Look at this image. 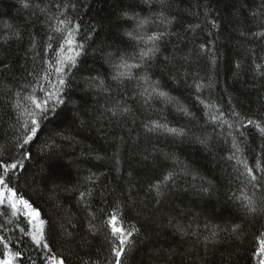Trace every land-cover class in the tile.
Returning a JSON list of instances; mask_svg holds the SVG:
<instances>
[{
    "label": "trees",
    "instance_id": "trees-1",
    "mask_svg": "<svg viewBox=\"0 0 264 264\" xmlns=\"http://www.w3.org/2000/svg\"><path fill=\"white\" fill-rule=\"evenodd\" d=\"M24 2L29 3L30 7H24L22 0H0V149H13L17 137L24 134L22 125L28 119L24 109L32 107L24 98L36 86L37 78L48 68L47 61L55 55L47 48L48 35H55L51 33L48 24H56V20L49 21V17L58 15L63 9H56L54 4H76V8L69 9L67 15L81 23V36L77 39L85 43L86 54L79 58L78 68L68 70L69 74L65 78L67 87L62 94L65 103L55 107L47 119L42 121L37 137L26 146L32 159L25 161L28 175L18 184L20 189H27L26 198H33L42 213H47L45 218L51 217L49 223L56 224L57 235L53 251L67 257L71 264H95L97 260L100 264H105L106 260L112 259L104 235L88 234L87 214L76 203L78 193L63 190V182L67 180L70 181L67 184L68 189L92 187L90 211L97 212L101 219L104 216L98 210L103 209L107 213L111 210L109 205L113 201L118 200L128 205L124 208V223L126 226L134 225L140 231L139 236L134 237V247L127 259L123 260V264H257L253 255L258 246L255 237L259 235L258 229L264 230V222L251 226L245 224L246 234L242 239H226L207 250L200 240L195 237H181L173 227L176 222L192 224L193 228L199 226L201 230L204 224L221 227L232 223L244 224L243 219H236L240 213L231 199L232 192L239 194L241 185L236 182L235 173L232 172L231 164L234 162L226 159L229 144L221 136V132L226 136V130H214V126L206 122L207 117L197 110L201 106L197 104L193 107V103L186 99L190 96L189 88L182 86L179 91L174 90V83L167 79L168 74H175L170 66L165 67L164 75H153L152 78L160 79L161 84L166 85L165 91L178 97L183 105L195 112L197 119L194 121L174 112L171 105L155 100L151 107L134 103L133 96L138 91L134 82L117 88L115 82L111 81L113 69L104 63L97 49L107 48L114 52L115 47H123L121 41L127 39L123 32L130 28L122 25L119 20L121 8L123 5L136 3L137 0H123V4L121 0ZM37 4L39 7H36ZM260 6L261 0H255L240 21H236L231 15L234 11L231 0H173L171 9L165 10L164 14L176 17L179 24L174 23L171 31L179 33L183 39L178 41L176 37H172L167 49L161 46L164 55H171L174 49H183L177 52L178 55H183L194 43L214 39L217 56L214 68L207 60L201 59L191 67L178 68V71H198L201 77H205V83L208 82L207 77L214 78L215 87L205 90L204 97L214 101L225 112L230 105H235L237 111L254 118L264 114V77H257L252 71V65L260 63V58L264 57V41L251 36L252 32L260 29L248 13L258 10ZM44 8L48 11H41ZM135 11L142 17H150L161 10L155 4L151 8L140 4ZM210 19H216L220 25L218 39L216 35L207 36L210 29L205 24ZM189 24H200L201 27L195 33L185 32ZM6 25L18 31L20 39L10 38L4 43L5 37H12V31ZM93 25L96 32L92 39L82 40L83 33L91 31ZM241 32L245 36H241ZM57 47V41H53V49ZM140 47L142 46L133 43L121 52V56L129 63L138 62ZM237 62L241 64L240 75L234 76ZM156 63L154 71L158 72L161 60L158 58ZM133 71L139 74L138 70ZM95 77H99L110 87V94L98 93L95 88L89 87L87 82ZM50 78L56 83L55 74ZM191 82L189 79L188 84ZM39 84L45 90H51L47 81L40 79ZM17 93H20V97H17ZM36 95L42 99L45 93L37 88ZM17 99L21 100V109L15 106ZM135 99L138 101L139 97ZM116 100L126 101L133 109V115L126 120L120 118V123H112L110 113L105 112ZM74 107H79L80 110L75 112ZM150 120H160L169 127L184 128L187 135L172 137L162 132L148 133L143 125ZM196 137L211 138L209 146L205 148L196 143ZM248 137L251 148L258 153V146L262 142L259 136L254 131H249ZM116 152L119 155L114 157ZM4 154L7 155V151ZM17 154L18 150H13V155ZM165 154H174L181 162L180 165L166 160ZM245 154L248 155L247 152ZM97 155L103 158L96 159ZM116 159L120 161L119 172L116 171ZM249 162H252L251 156ZM49 165L62 176L57 181L61 184V188L57 189L59 203L62 205L60 210L55 207L56 201L50 199L52 194L44 182L39 184V195L33 185V174L39 176L41 170ZM184 166L191 175L178 176L175 185L166 190L157 204L153 199L154 193H148L149 186L163 172H180ZM92 173L99 176L94 185L86 180ZM193 177L196 179L193 180ZM202 180L211 181L215 185L214 194L200 192ZM130 193L132 198L128 200ZM64 210L74 217L76 229H69L74 235L78 233L74 242H66L61 235L59 225L64 222ZM0 222H5V218L0 216ZM11 227L10 225L9 231ZM80 237L84 239L81 240ZM20 247L23 245H16L17 249ZM38 252L39 249L26 250L24 255L30 256L39 264L41 257ZM169 253L174 254L169 256ZM20 264H27V260H21Z\"/></svg>",
    "mask_w": 264,
    "mask_h": 264
},
{
    "label": "snow or ice",
    "instance_id": "snow-or-ice-1",
    "mask_svg": "<svg viewBox=\"0 0 264 264\" xmlns=\"http://www.w3.org/2000/svg\"><path fill=\"white\" fill-rule=\"evenodd\" d=\"M24 7H30V4L22 0ZM123 4V0H121ZM173 0H137L136 3L123 5L119 20L122 25H128L130 30H125L123 36L126 40L121 41L123 47H115V51H108L107 48H100L97 51L100 53L101 59L104 63L109 64L113 69L110 75L111 81L115 82L117 88L126 87L127 83L134 82V86L138 91L134 93L133 102L140 103L142 106H153L152 101L160 102L164 105H171L173 111L187 118L190 121L197 119L195 112L183 105L178 97H174L170 92L165 91L166 85L161 84L160 79H153V75L162 76L165 74L164 69L170 66L172 73L168 74L167 79L172 81L175 85L174 90L179 91L180 87L186 86L190 90V96L186 97L193 103V107L197 104L201 111L207 117V123L215 128L226 130L221 132V136L226 144H229L227 161L234 162L231 164L232 172L235 173V180L241 187L236 192L231 193V199L234 201V207L240 213L236 219H243L244 224L232 223L226 227L219 225L204 224L203 230L199 226L193 228L192 224L185 225L180 222L173 224L175 231L181 237H195L200 240L203 247L207 250L209 247H215L226 239L240 240L244 237L245 224L253 225L264 222V114L258 118L242 114L237 111L235 105H230L227 112L217 105L214 101L204 97L205 90L215 87V80L212 77H207V83L204 82L205 77H201L197 71L195 73L185 70L183 73L178 71V68L184 66L191 67L201 59H205L214 68L217 62L216 56V41L208 39L203 43H194L191 48H188L183 55H178V51L183 49H174L171 55H164V49H167L172 37L177 40H182L183 37L171 31L174 23L179 24L176 17H169L164 14L165 10L172 7ZM255 0H231V6L234 11L231 15L236 21H240L241 16L249 8L250 4H254ZM140 4L147 5L149 8L153 4L160 8V12L150 17H142L135 11ZM59 11L58 15L49 17V21L56 20V24H48L51 33L48 35L47 48L52 50L55 55L52 59L47 61L48 68L44 70L43 75L37 78V84L32 87V91L24 98L31 103V109H24L28 119L22 125L24 134L17 137V142L13 149H0V216L5 218V222H0V264H20L21 260L26 259L27 264H37L30 256L25 257L26 250L39 249L38 256L39 264H71L70 260L64 255H58L53 251V244L56 238V224L49 223L51 217L47 216L46 212L41 211V208L33 202V198H26L25 192L27 189H20L18 184L25 180L28 175V168L25 161L32 159L31 152L27 151L26 146L37 137L41 129L42 121L47 119L48 115L54 111L55 107L64 104L65 100L62 98L64 89L67 87L66 77L68 70L78 68L79 58L85 55V43L78 40L81 36V23L67 15L69 9H75L76 4H54ZM36 7H39L37 4ZM47 12L48 9H41ZM248 15L257 23L259 31L251 33V36L259 41H264V0H261V6L258 10L251 11ZM205 17H208V11H205ZM149 26H152L151 28ZM161 26L163 30H161ZM9 31H12V37H5L4 43L8 39H20V34L11 28L10 25L5 26ZM200 24H189L185 28V32H196L200 28ZM205 27L210 30L207 32L208 37L218 33L220 25L216 19L207 20ZM203 31V29H201ZM214 30V31H213ZM96 32L95 26H91V31H86L82 35V40H91L93 34ZM241 36L245 33L241 32ZM196 37H193L195 40ZM53 41H57L58 47L53 49ZM135 43L140 47L138 62L129 63L121 56V52L131 47ZM33 47L35 44L33 43ZM187 47V44H185ZM161 60L160 71L156 72L157 59ZM260 63L252 65V71L257 77H264V57L260 58ZM237 72L234 76H239L241 64L239 62L235 65ZM133 70H138L139 74H135ZM55 74L57 77L56 83H53L51 76ZM106 75H108L106 73ZM179 77V78H178ZM43 79L51 85V90H45L40 84L39 80ZM191 79V84L188 80ZM89 87H93L98 93H111V89L99 77L91 78L88 82ZM45 93L44 98H38L36 89ZM20 97V93L16 94ZM139 97L137 101L135 98ZM231 98H229L230 100ZM71 103H75L70 101ZM16 108L23 107L21 100L17 99ZM79 107H74L73 111L78 112ZM106 113H110V121L112 123H120L121 119L126 120L133 115V109L126 101L116 100L111 107L105 109ZM166 119V118H165ZM143 127L148 133L162 132L171 135L172 137H185L187 135L184 128L169 127L167 123H161L160 120H150ZM254 131L259 139L262 141L259 144L260 151L257 153L251 148L248 137V132ZM196 143L207 148L210 144L211 138L201 139L195 138ZM13 150H18L17 155H13ZM7 151V155L4 152ZM248 153L246 155L245 153ZM114 157L119 155L118 152L113 154ZM251 156L252 162H249ZM103 157L97 155L96 159ZM166 160H172L175 165H180V161L174 154H165ZM116 171L119 172V159H116ZM182 174L191 175L187 167L184 166L180 172L175 170L165 171L162 176L152 183L148 188V193H154L153 199L157 204L160 203V198L165 195L166 190H170L175 185L176 179ZM100 175H103L101 173ZM61 173L55 171L53 166L42 169L40 175L33 174L32 180L35 186V191L39 195L40 182H44L47 190L52 194L50 199L56 201L55 207L57 210L62 208L59 203V195L57 189L61 188V184L57 181L61 180ZM196 177H193L195 180ZM89 184L94 185L99 176L95 173L90 174L86 178ZM70 181L63 182L64 191H73L78 193L76 203L82 206V209L87 214V232L91 236L97 233L104 235L105 242L109 246V255L111 260H106L105 264H123V260L127 259L134 247V237L139 236V229L134 225H125L124 223V208L127 204H122L118 200L113 201L109 205L110 211L104 213L103 209L98 210L103 214L101 219L97 212L90 211L92 207L93 189L92 187L68 189L67 184ZM206 184V186H204ZM50 186V187H49ZM200 192L211 195L215 192V185L211 181L202 180ZM130 191V190H129ZM42 198V197H41ZM131 193L128 200H131ZM10 214V215H9ZM64 222L59 225L61 235L66 242L75 241L76 233L69 229H76V224L73 223L74 217L71 216L67 210H64ZM171 223V221H170ZM11 231H9V226ZM99 225V226H98ZM264 227V224H262ZM259 235L255 237L258 241V246L255 248L253 255L256 257L257 264H264V230H260ZM83 240V237H80ZM49 241L53 243L50 244ZM87 242V241H84ZM20 244L23 247L19 249L16 245ZM174 253H169L171 256ZM95 264H100L97 260Z\"/></svg>",
    "mask_w": 264,
    "mask_h": 264
}]
</instances>
